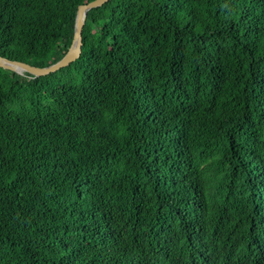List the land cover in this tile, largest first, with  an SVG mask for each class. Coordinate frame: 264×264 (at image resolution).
Masks as SVG:
<instances>
[{
	"label": "trees",
	"instance_id": "16d2710c",
	"mask_svg": "<svg viewBox=\"0 0 264 264\" xmlns=\"http://www.w3.org/2000/svg\"><path fill=\"white\" fill-rule=\"evenodd\" d=\"M90 0H0L36 66ZM79 56L0 66V264H264V0H107Z\"/></svg>",
	"mask_w": 264,
	"mask_h": 264
},
{
	"label": "water",
	"instance_id": "95a60500",
	"mask_svg": "<svg viewBox=\"0 0 264 264\" xmlns=\"http://www.w3.org/2000/svg\"><path fill=\"white\" fill-rule=\"evenodd\" d=\"M107 0H90L86 3L79 4L77 6L75 19H74V29L73 36L70 45L68 46L66 52L55 62L50 63L46 66H36L24 61L9 59L7 57L0 55V66L7 68L17 73L23 74L24 72L30 74L31 76L45 75L50 72L56 71L57 69L68 65L70 62L75 60L81 50V30L86 18L87 12L93 8L102 5Z\"/></svg>",
	"mask_w": 264,
	"mask_h": 264
}]
</instances>
